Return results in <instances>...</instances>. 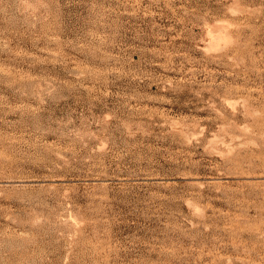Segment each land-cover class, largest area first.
Here are the masks:
<instances>
[{"label":"rangeland","instance_id":"rangeland-1","mask_svg":"<svg viewBox=\"0 0 264 264\" xmlns=\"http://www.w3.org/2000/svg\"><path fill=\"white\" fill-rule=\"evenodd\" d=\"M0 264H264V0H0Z\"/></svg>","mask_w":264,"mask_h":264}]
</instances>
